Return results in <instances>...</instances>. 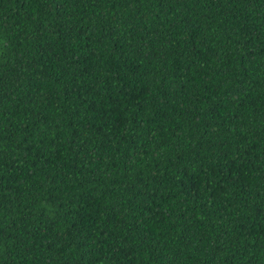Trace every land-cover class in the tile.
I'll return each mask as SVG.
<instances>
[{
    "label": "trees",
    "instance_id": "obj_1",
    "mask_svg": "<svg viewBox=\"0 0 264 264\" xmlns=\"http://www.w3.org/2000/svg\"><path fill=\"white\" fill-rule=\"evenodd\" d=\"M0 264H264V0H0Z\"/></svg>",
    "mask_w": 264,
    "mask_h": 264
}]
</instances>
